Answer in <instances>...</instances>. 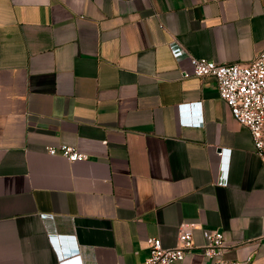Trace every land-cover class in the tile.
<instances>
[{"label":"crops","instance_id":"crops-1","mask_svg":"<svg viewBox=\"0 0 264 264\" xmlns=\"http://www.w3.org/2000/svg\"><path fill=\"white\" fill-rule=\"evenodd\" d=\"M174 42L248 64L264 0H0V264H145L184 222L225 248L176 264H264V156Z\"/></svg>","mask_w":264,"mask_h":264},{"label":"built area","instance_id":"built-area-1","mask_svg":"<svg viewBox=\"0 0 264 264\" xmlns=\"http://www.w3.org/2000/svg\"><path fill=\"white\" fill-rule=\"evenodd\" d=\"M170 48L178 59L190 58L193 76L215 77L221 98L230 107L233 117L250 129L256 152L264 156V50L259 52L252 62L241 64L218 63L207 58L195 57L186 53L176 42L172 43ZM183 123L193 124L185 121ZM46 150L51 155H62L70 162L89 158L88 154L68 144L47 146ZM221 183L227 184L228 178L225 177ZM195 228L194 223H182L177 244L172 247L164 246L160 237H148L149 256L145 264H176L185 260L188 255L196 253L207 259L221 261L225 248L224 233L218 229L205 228L202 230L204 243L197 245L194 237Z\"/></svg>","mask_w":264,"mask_h":264},{"label":"water","instance_id":"water-1","mask_svg":"<svg viewBox=\"0 0 264 264\" xmlns=\"http://www.w3.org/2000/svg\"><path fill=\"white\" fill-rule=\"evenodd\" d=\"M66 264H78V259L75 257H72L66 261Z\"/></svg>","mask_w":264,"mask_h":264}]
</instances>
